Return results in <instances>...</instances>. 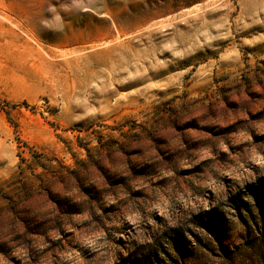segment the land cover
Here are the masks:
<instances>
[{"label":"rangeland","instance_id":"rangeland-1","mask_svg":"<svg viewBox=\"0 0 264 264\" xmlns=\"http://www.w3.org/2000/svg\"><path fill=\"white\" fill-rule=\"evenodd\" d=\"M261 193L264 0H0V264H264Z\"/></svg>","mask_w":264,"mask_h":264},{"label":"trees","instance_id":"trees-1","mask_svg":"<svg viewBox=\"0 0 264 264\" xmlns=\"http://www.w3.org/2000/svg\"><path fill=\"white\" fill-rule=\"evenodd\" d=\"M261 197L264 199V194L261 193ZM260 205H261V210L263 212L264 216V204H262V201L259 199ZM226 254L225 259L223 260V264H259L257 261H251V257L249 258H242L239 256L236 257L235 252L231 251L227 247H224L223 245L221 246ZM260 253H264L263 248H259ZM254 247L250 246L249 249L247 250L249 253H252L254 251ZM214 264L213 262L205 261V262H200V261H195L193 258L185 259L180 258L179 259H173L171 261V264ZM122 264H161L160 259L158 257H153L152 255L145 256L143 258H135V257H128L127 259L123 260ZM261 264V263H260Z\"/></svg>","mask_w":264,"mask_h":264}]
</instances>
